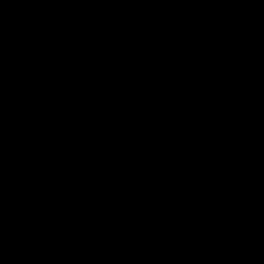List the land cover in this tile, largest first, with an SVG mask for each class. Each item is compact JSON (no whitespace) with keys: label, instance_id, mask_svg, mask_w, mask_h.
I'll return each instance as SVG.
<instances>
[{"label":"water","instance_id":"obj_1","mask_svg":"<svg viewBox=\"0 0 264 264\" xmlns=\"http://www.w3.org/2000/svg\"><path fill=\"white\" fill-rule=\"evenodd\" d=\"M0 264H264V0H0Z\"/></svg>","mask_w":264,"mask_h":264}]
</instances>
